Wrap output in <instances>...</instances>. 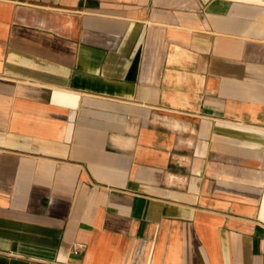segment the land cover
<instances>
[{"label": "crops", "instance_id": "0c3cea01", "mask_svg": "<svg viewBox=\"0 0 264 264\" xmlns=\"http://www.w3.org/2000/svg\"><path fill=\"white\" fill-rule=\"evenodd\" d=\"M0 264H264V0H0Z\"/></svg>", "mask_w": 264, "mask_h": 264}, {"label": "water", "instance_id": "95a60500", "mask_svg": "<svg viewBox=\"0 0 264 264\" xmlns=\"http://www.w3.org/2000/svg\"><path fill=\"white\" fill-rule=\"evenodd\" d=\"M135 64H136V63L133 64V67H132L131 71H130L129 74H128V78H131V76H132V72H133V69H134V67H135Z\"/></svg>", "mask_w": 264, "mask_h": 264}, {"label": "built area", "instance_id": "2783aa9c", "mask_svg": "<svg viewBox=\"0 0 264 264\" xmlns=\"http://www.w3.org/2000/svg\"><path fill=\"white\" fill-rule=\"evenodd\" d=\"M82 245H79V247H81Z\"/></svg>", "mask_w": 264, "mask_h": 264}]
</instances>
